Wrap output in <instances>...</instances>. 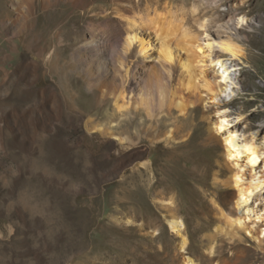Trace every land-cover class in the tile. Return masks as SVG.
Instances as JSON below:
<instances>
[{"label":"rangeland","instance_id":"1","mask_svg":"<svg viewBox=\"0 0 264 264\" xmlns=\"http://www.w3.org/2000/svg\"><path fill=\"white\" fill-rule=\"evenodd\" d=\"M122 1L141 3L142 12L153 1L174 48L185 28L203 37L197 18L212 28L236 21L224 33L244 53L227 57L234 90L207 95L201 69L219 80L201 61V92H193L204 101L186 114L173 109L158 123L146 112L121 115L74 59L89 22L104 21L101 12L120 0L48 9L35 0L23 15L0 0V264H216V252L235 250L247 251L243 264H264V237L233 239L222 217L234 212L236 189L227 186L231 165L212 126L221 113L239 138L264 145V0ZM110 24L112 46L122 44L127 24ZM149 33L156 50L161 41ZM174 75L175 84L187 80L181 67ZM175 215L185 224L187 252L170 226ZM256 225L261 234L264 220Z\"/></svg>","mask_w":264,"mask_h":264},{"label":"bare ground","instance_id":"2","mask_svg":"<svg viewBox=\"0 0 264 264\" xmlns=\"http://www.w3.org/2000/svg\"><path fill=\"white\" fill-rule=\"evenodd\" d=\"M41 1L44 9H48L65 1L78 8L89 0ZM90 1L94 3V0ZM120 1V5L112 12H101L105 16L104 21L92 19L89 22L83 36L84 42L74 55L75 61L86 70L84 73L90 86L108 101L114 100L119 114L140 115L146 112L154 123H158L164 114H171L169 112L173 109L182 115L186 114L204 101L203 96L193 92V89L201 92L198 84L199 75L195 77L196 69L199 70L197 65L201 61L208 63L209 70L217 77L215 80H219L213 81L210 73L201 69L202 87L207 95L216 100V96L234 90L235 83L227 57L241 60L244 53L232 35L226 36L224 33L230 34V31L236 30V21L230 19L223 26L214 23L215 26L212 28V20L197 18L200 28L204 31L203 37L196 36L185 28L181 40L174 48V45L167 41L171 36L169 34L165 36L160 31L159 23L163 21V15L153 1L147 4L144 12L141 3L130 7L127 2ZM34 5L35 0H12L13 9L21 14L24 9L32 8ZM195 10L198 14L200 8L197 6ZM170 13L173 14L174 11L171 10ZM112 18H117L128 26L124 42L117 46H112L108 34ZM245 22L246 19L243 18L238 24ZM181 27L184 28V25ZM149 32H154L157 41H161L160 47L156 50L155 41ZM134 47L138 48L136 55ZM156 53L158 56H155ZM134 56L137 58L135 62L131 60ZM175 67H181L183 73L187 75L186 82L179 80L178 83H174L177 80L174 75ZM212 126L222 140L226 158L231 165L227 186L236 189V194L231 200L234 212H230L229 216L227 211H222V217L227 219L228 226L233 229L230 236L236 239L239 238V233L245 232L248 237L262 243L264 230L258 234L256 224L264 220V174L261 176L264 167V145L259 144L255 137L250 140L239 138L238 133L232 130L229 120L221 113ZM93 127L102 129L100 126ZM172 135L173 132H170L169 136ZM170 226L182 236L181 250L187 252L189 240L183 220L175 215L170 221ZM216 253H218L216 264H243L250 258L245 250L242 252L235 250L229 257L219 251ZM184 263L195 264V260L187 258ZM209 264H212V261Z\"/></svg>","mask_w":264,"mask_h":264}]
</instances>
